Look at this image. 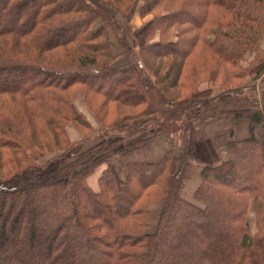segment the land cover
Segmentation results:
<instances>
[{"label":"trees","instance_id":"1","mask_svg":"<svg viewBox=\"0 0 264 264\" xmlns=\"http://www.w3.org/2000/svg\"><path fill=\"white\" fill-rule=\"evenodd\" d=\"M98 2L124 12L133 0ZM138 13L157 39L120 69L91 0H0V264H264V113L253 86L233 84L264 72V0H141ZM79 88L97 133L72 108ZM224 113L247 118L249 133L200 167L184 199L187 131ZM70 121L81 141H69ZM153 127L178 134L179 154L122 162L118 179L109 157ZM102 164L93 190L86 178ZM150 203L160 215L147 233Z\"/></svg>","mask_w":264,"mask_h":264},{"label":"crops","instance_id":"2","mask_svg":"<svg viewBox=\"0 0 264 264\" xmlns=\"http://www.w3.org/2000/svg\"><path fill=\"white\" fill-rule=\"evenodd\" d=\"M136 40H142L139 42V44L142 45L145 44L146 37L145 35H143L142 39H140V37H137ZM131 41L128 42V40L126 41L124 39V46L130 47L129 43H131ZM261 84L262 86L258 89L259 94L257 97L259 100L260 108L264 113V82ZM205 87L206 85L199 88L203 89ZM79 100H81V102H79ZM73 106L78 113H82L85 116L87 122L93 129L96 130L99 127L92 113L83 105L80 96L75 99ZM230 130L232 131L231 134ZM66 131L70 139L73 141L79 140L82 137L80 132L75 127H72L71 123L67 124ZM248 133L249 121L247 118L233 119L227 113L209 117L205 119L201 124L191 127L187 131L188 157L183 165V172H193V176L197 175V177H195V180L198 179L199 181V169L201 166L215 165L226 160L229 157L227 141L229 139H241L247 136ZM138 138L141 139L138 143H134L127 148L111 155L108 159L110 168L114 172L115 176L120 180L124 179L125 177V172L120 162L123 156L124 160H122V162L135 160L151 162L160 159L162 155L167 151H170L173 154L177 155L181 150V146L178 140V134L176 132L162 133L160 132V130H146L139 133L137 136L129 138L127 141H133ZM153 210L154 212H157L155 209ZM149 214L150 211L148 209V215ZM148 215L145 223V231L147 233H149L147 228H150L151 226L150 222L154 224L155 228L158 221L157 218L156 222L151 221L148 218ZM159 215L157 216L158 218Z\"/></svg>","mask_w":264,"mask_h":264},{"label":"rangeland","instance_id":"3","mask_svg":"<svg viewBox=\"0 0 264 264\" xmlns=\"http://www.w3.org/2000/svg\"><path fill=\"white\" fill-rule=\"evenodd\" d=\"M91 2L93 4H95V5H97L100 9H102L107 14V16L109 17L110 21L108 23H106V25H107L106 26L107 27L106 30H107V33H108V36H109V39H110L111 50L115 54V59L113 61V66L116 67V68H120V69H124V68L130 67L133 63H135L137 49L140 46L144 45V44H142V45L139 44V42L142 41V40L137 41L136 38L140 37V39H142L143 35H145V37H146V34H147V32H148V30L150 28V25H151V14H147V15H145L143 17L139 16L138 9H139V6L141 4V0H133L130 8L127 11H124V12H120V11L114 10L111 7L103 6V5H101L98 2V0H91ZM101 23H102L101 20H96V21L93 22L92 27L96 28ZM123 34H124V38H123ZM157 35H158L157 32H154L150 39L146 38L145 44L155 42L156 39H157ZM124 39L126 41L128 40V42H130L132 40L131 43H129L130 47L129 46L128 47L124 46V44H123V40ZM259 51L261 53L260 55L264 56V34H263V37H262V39L260 41V44H259ZM253 58H254V52H247L244 55V59L241 60L239 62V64L241 65V67H247L248 64L250 62H252ZM23 77H24V79L31 78L29 75H25ZM263 82H264V72L257 78H252L250 75H245L240 80H234L233 84H239V85L241 84V86H253L254 87V93H255V95L257 97L258 94H259L258 89L262 86L261 83H263ZM205 85H206L205 88H207L209 86H212L210 82L202 81L199 84L198 87H204ZM241 86H237L235 92L241 91L240 88H239ZM84 92H85V90H82L80 88L77 89L76 92H74L73 97H72V101H71L72 108L77 114H79L82 117L84 122L89 126L90 130L93 131L94 133H97V132H99L101 130V124H100L98 116L96 114L97 112L95 111L96 112L95 113L91 109L92 107L89 106L88 101L86 100ZM221 93H222V90H220L218 86H212V95H214V96L215 95H220ZM88 95L89 94H87V97L89 98ZM79 96L82 99L83 105L92 113V115L96 119V122H97V124L99 126L96 130L93 129L89 125V123L87 122L85 116L82 113H78L74 109L73 103H74L75 99L77 97H79ZM257 99H258V97H257ZM79 102H81V100H79ZM258 102H259V100H258ZM140 108L141 107H139V106L131 107V108H124L121 111H123V112H126V111L137 112V111H139ZM69 123H71L72 127L73 128L75 127L80 132V134L82 135V137L79 140L73 141L68 136V133L66 131V126ZM67 124L65 125V132H66V135H67L69 141L70 142L81 141L83 139V133H84L85 129L82 128L81 126H78L79 124L77 125L74 121H72V122L70 121ZM147 130H149V131H152V130L159 131L160 128L159 127H153L151 129H147ZM231 132H230V134H231ZM54 154L55 153H48V154L43 155L39 159V162L40 163H44L49 157L53 156ZM122 160H124V156L120 160L121 163H122ZM108 164H109V162H108ZM103 166H104V164L99 165L96 168V170L93 173H91L90 175H88L87 178H86L88 185L93 190H97L98 189L97 175H98L99 170ZM182 170H183V167H182ZM185 175H186V178L184 180V184H183L182 189L180 191V193H181L180 195L184 199H190L194 188L196 187V185L198 184V182L200 180L198 181V179H196L197 180V183H196L195 177H197V175L193 176V172L191 173V171H189V173L188 172L185 173ZM192 177H194V178H192ZM148 209L150 211L149 215H148ZM153 209H155L158 213L154 212ZM159 209H160V207L156 203L148 204L147 208H146L145 223H146V220H147V215H148V218L151 221L156 222L159 219L157 217L159 215ZM156 218H157V220H156ZM145 223H144V231H145ZM150 223H151V226H150V228H147V230L149 231V233H152V232L155 231L154 229L156 227L154 228V224L152 222H150ZM247 225L250 228V230H252V231L254 230L253 213L251 211H249V213L247 215Z\"/></svg>","mask_w":264,"mask_h":264}]
</instances>
